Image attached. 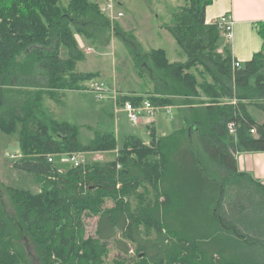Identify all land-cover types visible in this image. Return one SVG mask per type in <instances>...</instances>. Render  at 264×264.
I'll return each instance as SVG.
<instances>
[{"label": "trees", "instance_id": "trees-1", "mask_svg": "<svg viewBox=\"0 0 264 264\" xmlns=\"http://www.w3.org/2000/svg\"><path fill=\"white\" fill-rule=\"evenodd\" d=\"M212 2L185 0L167 27L186 62L134 43L135 65L150 74L153 92L120 98L177 108L187 126L149 143L129 137L117 157L63 172L50 157L118 147L111 133L83 144L78 125L44 106L46 96L60 102V91L88 90L98 75L77 71L84 59L77 35L102 48L111 22L93 0H0V131L19 132L23 157L14 166L39 184L32 192L0 183V264H111L113 241L123 256L112 264H264V182L237 159L264 153V121L250 111L264 113V23L262 50L235 67L223 32L206 22ZM183 145L192 161L181 166ZM153 188L155 206L132 208ZM92 218L97 228L88 236Z\"/></svg>", "mask_w": 264, "mask_h": 264}, {"label": "rangeland", "instance_id": "rangeland-1", "mask_svg": "<svg viewBox=\"0 0 264 264\" xmlns=\"http://www.w3.org/2000/svg\"><path fill=\"white\" fill-rule=\"evenodd\" d=\"M67 1L63 0L64 4ZM136 1L138 3L135 8H131V10L124 9L126 16L123 20L122 30L121 27L119 28L120 36L116 34V28L121 19L114 22L110 21L111 28L107 32V37L105 36L101 42L103 44L102 48L87 43L82 36L77 35L80 48L84 53V59L78 62L77 71L93 72L98 75L97 78L86 83L88 90L60 91L59 94L62 96L60 102L48 96L45 97L44 106L52 118L80 127L79 137L83 144H88L97 134L111 133L117 137V150L84 153L82 163L105 162L117 157L119 149L129 137H138L149 143L153 138V134L157 137L167 136L173 131L187 126L180 110L177 108H172L170 114L163 109H159L151 117L141 114L139 124H133L128 115L121 111L123 105L120 104V98L132 93L149 95L152 94L154 87L150 74L135 65L136 62L131 51L134 43L138 44L147 53L154 49L165 50L171 62H186L187 60L186 55L181 51L175 38L167 28L173 21L172 13H170L172 11H169V9H173L171 4L173 1L155 0L154 6V0ZM153 9L155 10L153 11ZM127 37L129 40H127ZM222 39L225 44L226 36H223ZM250 111L260 123L264 121L263 112L255 109V107H251ZM192 136L193 141L199 144L196 134H192ZM186 148V145L180 148V152H182L180 154L182 157L181 166H183L187 157ZM20 152L19 132L6 134L0 131V183L10 187L39 192L36 177L25 174L14 166L15 162L23 157ZM251 156L247 153L237 155L238 162L241 165H239V168H243L241 171L253 170L255 172V169H251L245 163L247 159L250 160ZM186 161L189 165L192 159L187 158ZM54 164L63 172L74 166L69 161H63L62 156L55 157ZM249 174L252 175L253 172ZM253 175L257 177L256 173ZM164 185L167 186L166 181ZM144 191L141 189L139 195L145 194ZM140 198L136 196L131 200L132 208L135 209L141 205L146 206L151 203L155 206L156 201L160 200L154 188L151 193ZM112 205L111 202L107 204L110 207ZM86 224L88 236H95L97 218L86 220ZM145 238H155V233L153 232ZM109 247V261L112 264L115 259L123 256V253L119 250V246H116L115 241L110 243Z\"/></svg>", "mask_w": 264, "mask_h": 264}, {"label": "crops", "instance_id": "crops-1", "mask_svg": "<svg viewBox=\"0 0 264 264\" xmlns=\"http://www.w3.org/2000/svg\"><path fill=\"white\" fill-rule=\"evenodd\" d=\"M99 5L104 0H93ZM173 9L172 17L174 13L184 4L185 0H170ZM119 11L124 13V17L119 21V28L122 30L123 20L126 16L125 10H131L137 6L136 0H115ZM153 6L155 0L153 1ZM155 9H153L154 11ZM158 10V9H157ZM134 11V10H132ZM229 15L233 21L234 37L232 41L226 38L225 45H230L232 55L235 61L245 63L253 59V57L259 53L263 48V39L258 32V26L260 23H264V0H213L212 4L208 6L206 10V22L212 24L220 17ZM159 18V16H158ZM173 20V19H172ZM173 22V21H172ZM172 22L170 24H172ZM223 36H225L223 34ZM251 154L250 160L245 161L251 169H255L258 181L264 182V153H247ZM240 165V164H239ZM241 166V165H240ZM239 166V167H240ZM243 168L241 167L240 170Z\"/></svg>", "mask_w": 264, "mask_h": 264}, {"label": "built area", "instance_id": "built-area-1", "mask_svg": "<svg viewBox=\"0 0 264 264\" xmlns=\"http://www.w3.org/2000/svg\"><path fill=\"white\" fill-rule=\"evenodd\" d=\"M102 14H104L111 22L115 20H120L124 17V13L118 10L117 3L115 0H104V2L100 6ZM217 27L223 32L226 38L229 41L233 40L234 32H233V21L229 15H225L220 17L217 21L214 22ZM240 62H235V67H240ZM159 109H163L167 111L169 114L171 112L172 107H155L151 102L146 101L143 105L135 106L131 102H126L123 104L121 109L122 112H125L128 115L129 120L133 124H139L141 122V114H144L148 117H151L155 114ZM229 129L231 133L235 132V124H229ZM253 134H256V130L251 131ZM84 153H70V154H61L58 156H62L63 161L71 162L74 167H79L83 162ZM13 157L15 155H12ZM18 157V156H15ZM55 157H50L49 161L53 162Z\"/></svg>", "mask_w": 264, "mask_h": 264}]
</instances>
